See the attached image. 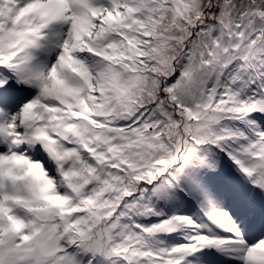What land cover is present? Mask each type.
Instances as JSON below:
<instances>
[{
    "label": "snow or ice",
    "instance_id": "1",
    "mask_svg": "<svg viewBox=\"0 0 264 264\" xmlns=\"http://www.w3.org/2000/svg\"><path fill=\"white\" fill-rule=\"evenodd\" d=\"M0 264H264V0H0Z\"/></svg>",
    "mask_w": 264,
    "mask_h": 264
}]
</instances>
